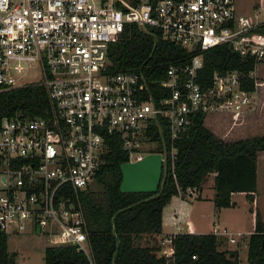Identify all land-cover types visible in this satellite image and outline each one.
Masks as SVG:
<instances>
[{"label":"built area","instance_id":"built-area-1","mask_svg":"<svg viewBox=\"0 0 264 264\" xmlns=\"http://www.w3.org/2000/svg\"><path fill=\"white\" fill-rule=\"evenodd\" d=\"M250 6L240 10L237 0H0V90L41 83L50 103L44 113L19 108L1 120L0 230L30 227L50 243H76L95 264L79 191L96 180L109 135L120 136L128 161L157 151L174 169L177 139L196 112L256 107V68L250 71L254 89L239 69L216 70L209 85L198 80L204 50L214 45L264 60V0ZM130 23L159 29L193 52L190 60L171 62L156 85L148 65L111 68L109 46ZM163 121L169 133L158 141L151 130H162ZM178 194L198 196L200 187ZM173 238L159 239L167 264H176Z\"/></svg>","mask_w":264,"mask_h":264},{"label":"trees","instance_id":"trees-1","mask_svg":"<svg viewBox=\"0 0 264 264\" xmlns=\"http://www.w3.org/2000/svg\"><path fill=\"white\" fill-rule=\"evenodd\" d=\"M264 31V24L259 27ZM193 52L186 46L162 36L155 27H142L138 23L127 25L120 37L109 46L111 68L123 69L145 66V71L156 85L158 77L166 75L171 62L185 63ZM264 60L243 55L229 44H218L204 50V64L199 70L198 80L203 85L212 82L216 70L239 69L244 74L245 86L255 88V77L250 71ZM264 78L259 80V86ZM165 94L169 89L165 88ZM49 97L41 83H29L0 90V124L5 115L24 108L31 114L44 113ZM209 112L198 111L188 132L177 139L178 152L175 168L170 160L163 164L159 185L154 190H124L122 163L128 154L121 145L120 136L107 138L105 161L96 181L102 186L97 192L92 188L79 191V200L86 217L87 239L95 264H167L161 253L157 234L163 226V208L179 189L189 185L201 188L213 174L215 206L236 204L234 193H245L253 202L254 231L249 236L247 264H264V221L257 204L258 159L264 151V133L246 132L231 139V127L221 113L216 129L208 126ZM216 112V111H214ZM233 124L243 121L249 111H226ZM258 125L252 126L257 130ZM154 139L161 141L169 129L163 121V129H152ZM77 200L76 194H72ZM146 238L145 242L142 239ZM176 264H238V250L221 249L219 237L214 231H180L173 234ZM232 252H235L232 255ZM0 264H16L14 252L9 250L8 233L0 230ZM45 264H92L88 254L76 243H50L45 248Z\"/></svg>","mask_w":264,"mask_h":264},{"label":"rangeland","instance_id":"rangeland-1","mask_svg":"<svg viewBox=\"0 0 264 264\" xmlns=\"http://www.w3.org/2000/svg\"><path fill=\"white\" fill-rule=\"evenodd\" d=\"M257 0H237V7L240 10H248V8H251L250 4L253 3V5L256 3ZM256 73H257V79H263L264 78V61H261L257 64L256 67ZM213 111L209 112L207 117H206V123L208 126L212 127L213 129H216V123L214 121H219L220 119L217 113H221V117L225 118L226 123L222 125V127H232V135L227 136L226 138H237L238 136L245 134L246 132L243 130V125L245 123L248 124V134L251 133H264V82L262 85L259 86L258 89V102L255 108H252L249 111L248 115H246L245 120L243 119L236 123L233 124L232 118H230L226 110H210ZM216 111V112H214ZM216 119V120H215ZM256 126L257 130H252V126ZM148 146L153 145L152 143L147 144ZM261 169H264V163H261ZM210 174L208 176V179L211 178ZM89 188H92L96 190L97 192L102 191V186L99 182L96 180L90 185ZM237 195V194H236ZM239 195V194H238ZM237 195V198L239 196ZM199 205V206H198ZM196 206V212L195 213V218L197 219L199 217V222L203 224V227L209 230H213L214 226H219L220 228H224L225 225L228 226L230 230H232V233L227 234H219L218 237L222 238L223 235H227L229 239L227 240L228 244L221 241L220 243V248H224L227 246L232 247V250H242L244 253L245 247V237H248V234H245L244 232H238L235 231V228L240 229H247L248 226H241L240 222H244L246 220L250 222L249 226L252 225V218H247V214L249 216V210H250V202H246L245 204L243 203L242 206H236L232 210H228V207H226L224 210H221L223 213V217L220 216V211L219 209L215 206L214 202L212 200H207V201H200ZM242 207V209H241ZM240 213L242 215L241 219L234 221L235 214L233 213ZM246 214V219L243 217V215ZM219 219H224L223 221L228 222L231 220V223L234 221L236 224L233 226V224H227L222 221L221 224H218L217 221ZM192 224L189 225L188 223H183L182 229L185 230L188 227L192 228ZM186 231V230H185ZM231 235H234L236 237L235 240H231ZM246 235V236H245ZM160 237H158V240ZM146 238L142 239V242H145ZM51 240L50 237L44 232H37L30 227H28L26 230L21 231V232H9L8 233V246L9 250L11 252L15 253L16 256V264H45V248L48 244H50ZM246 254L244 257V261H246ZM239 264V262H238Z\"/></svg>","mask_w":264,"mask_h":264},{"label":"crops","instance_id":"crops-1","mask_svg":"<svg viewBox=\"0 0 264 264\" xmlns=\"http://www.w3.org/2000/svg\"><path fill=\"white\" fill-rule=\"evenodd\" d=\"M264 163V151H261L259 154V159H258V187H259V195H258V200H257V204L259 206V209L261 211L262 214V218L264 221V169H261V163ZM213 174L211 175V178L207 179L204 184L201 186L200 188V194L198 196H186L185 198L180 197L179 194H174L171 198V200L164 206L163 208V226H162V230L161 232H159L157 234V237H164L166 235H173L176 232H180V231H197V232H205V231H214L219 234H229L232 233V230H230L228 228L227 225H225L224 228H220L219 226H214L213 230H209L203 227V224L201 222H199V217L196 219L195 213L196 212V206L198 205V203L200 201H209L212 200L214 202V196L216 193V189L214 187V178H213ZM239 196V198H237V195ZM233 198L236 200V204L235 205H231V206H224L221 207L219 209L220 211V216L219 217H223V213L221 210H224L226 207H228V210H233L234 207L236 206H242V204L246 203V202H250V210H249V216L247 214V218H252V225L249 226L250 222L246 220L242 223L240 222L241 226H248L247 229H242L241 227H239L240 229L235 228V231L241 232V233H245L248 234V237H245V249H244V253L242 252V250H238V262L239 264H247L249 262L248 260V243H249V236L250 234L254 231V218H253V211L251 209L253 202L248 198V196L245 193H234L233 194ZM215 204V203H214ZM199 206V205H198ZM231 208V209H229ZM242 209V207H241ZM235 214L234 217V221L241 219L242 215H240V213H233ZM243 217H245L246 219V214L243 215ZM224 219H219L217 221L218 224H221L222 221ZM231 223V220H229L228 222L223 221L227 224H233V226L236 224L235 222ZM183 223H188L189 225H193L192 228L188 227L187 229L183 230L182 229V225ZM227 235H223L222 238L219 239V245L221 243V241L225 242L228 244L227 240L229 239V237H227ZM234 235H231V237ZM246 236V235H245ZM235 237V236H234ZM236 241V240H235ZM220 247V246H219ZM221 249H228V250H232L233 248L230 246L221 248ZM235 251V250H233ZM235 253V252H234ZM246 254V258L247 260L244 261V257Z\"/></svg>","mask_w":264,"mask_h":264},{"label":"water","instance_id":"water-1","mask_svg":"<svg viewBox=\"0 0 264 264\" xmlns=\"http://www.w3.org/2000/svg\"><path fill=\"white\" fill-rule=\"evenodd\" d=\"M162 166L161 153L157 151L149 152L136 161L123 162L121 188L124 190L156 189L160 182ZM233 254L234 252H232Z\"/></svg>","mask_w":264,"mask_h":264}]
</instances>
